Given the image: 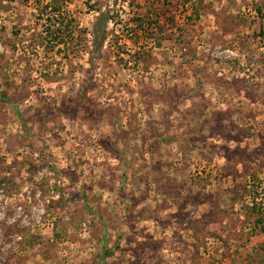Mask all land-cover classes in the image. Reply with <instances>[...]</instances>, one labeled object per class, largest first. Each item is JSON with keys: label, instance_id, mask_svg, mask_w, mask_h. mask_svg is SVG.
<instances>
[{"label": "rangeland", "instance_id": "374dc122", "mask_svg": "<svg viewBox=\"0 0 264 264\" xmlns=\"http://www.w3.org/2000/svg\"><path fill=\"white\" fill-rule=\"evenodd\" d=\"M51 1L0 0V264H264V0Z\"/></svg>", "mask_w": 264, "mask_h": 264}, {"label": "trees", "instance_id": "16d2710c", "mask_svg": "<svg viewBox=\"0 0 264 264\" xmlns=\"http://www.w3.org/2000/svg\"><path fill=\"white\" fill-rule=\"evenodd\" d=\"M190 4L189 0H186L184 5ZM66 7V0H52L49 4V8L51 9V15L49 16V21L51 22L50 27H48L47 34H50L53 36V42L46 41L48 45L52 44L53 48H56L55 46H64L66 50H68L70 42L76 40V35L80 31L79 24L77 20L71 16L70 14H63L62 9L63 7ZM257 12L259 16L264 17V11L262 8H257ZM196 18H200V15L197 14ZM57 20V21H56ZM59 20H62L61 22H58ZM256 200V198L254 199ZM254 205L252 207V213L258 212L260 213L256 201L253 202ZM258 222L262 224V217L260 215Z\"/></svg>", "mask_w": 264, "mask_h": 264}]
</instances>
